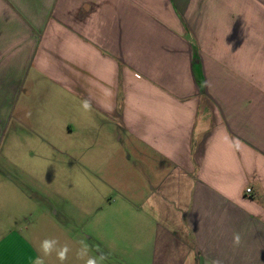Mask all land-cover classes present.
<instances>
[{"label": "crops", "instance_id": "1", "mask_svg": "<svg viewBox=\"0 0 264 264\" xmlns=\"http://www.w3.org/2000/svg\"><path fill=\"white\" fill-rule=\"evenodd\" d=\"M45 238L264 264V0H0V264Z\"/></svg>", "mask_w": 264, "mask_h": 264}, {"label": "clouds", "instance_id": "2", "mask_svg": "<svg viewBox=\"0 0 264 264\" xmlns=\"http://www.w3.org/2000/svg\"><path fill=\"white\" fill-rule=\"evenodd\" d=\"M231 46V45H229ZM82 107L85 111L91 110V102L87 99L82 101ZM241 243V237L239 233H233V245L238 246ZM37 255L32 264H46V259L52 256L55 253L56 258L64 264L68 259V255L71 251V248L67 243L61 244L60 241L56 238H45L37 246ZM90 246L81 241V247L77 252V256L80 259L85 261V264H104V261L107 259V255L100 251L99 248L96 249V252L99 255L90 254Z\"/></svg>", "mask_w": 264, "mask_h": 264}, {"label": "rangeland", "instance_id": "3", "mask_svg": "<svg viewBox=\"0 0 264 264\" xmlns=\"http://www.w3.org/2000/svg\"><path fill=\"white\" fill-rule=\"evenodd\" d=\"M2 152L4 153L3 149L1 151V153ZM61 158L65 159V157H63V156ZM12 163H13V161H12ZM42 163H44L43 160H42ZM58 174H60V173L58 172ZM72 174H74V173H72ZM58 179H60V178H58ZM72 181L74 183L73 184L74 188L72 191L74 201H75V198H79V197L82 198V196H83V197L87 198V201L90 202V207L94 208L95 206H97V203L101 200L98 196L99 191L97 189V186L90 184V185H86L85 187L84 186L82 187L83 181H82V177H81L80 173H78L77 176H74L72 178ZM73 207H74V210H76L77 206L73 205Z\"/></svg>", "mask_w": 264, "mask_h": 264}, {"label": "built area", "instance_id": "4", "mask_svg": "<svg viewBox=\"0 0 264 264\" xmlns=\"http://www.w3.org/2000/svg\"><path fill=\"white\" fill-rule=\"evenodd\" d=\"M247 192L250 193L251 192V189H248Z\"/></svg>", "mask_w": 264, "mask_h": 264}]
</instances>
